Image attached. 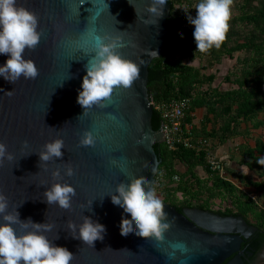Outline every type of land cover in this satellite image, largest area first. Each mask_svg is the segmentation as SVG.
<instances>
[{"label":"water","instance_id":"95a60500","mask_svg":"<svg viewBox=\"0 0 264 264\" xmlns=\"http://www.w3.org/2000/svg\"><path fill=\"white\" fill-rule=\"evenodd\" d=\"M17 3L37 14L38 31L43 36L34 51L24 53V58L32 59L39 69L35 80L21 77L11 83L0 76V142L15 157L0 165V192L8 198L9 211L18 207L21 221L30 218L34 223L53 224L52 231L45 234L54 245L74 255L71 264H221L237 251L242 238L232 233L234 227L249 225L240 215L221 216L199 207H186L180 212L163 201L172 226L165 239L157 242L134 233L122 236L121 219L131 216L113 205L109 196L115 193L118 183H129L132 177L143 175L155 182L156 175L149 168L154 163L159 167L161 159L154 144L160 143L164 135L162 129L154 130L151 124L148 66L165 53L172 41L168 27L170 3L163 6L162 17L146 11L150 0ZM92 30L100 35L121 36L125 47L119 52L123 58L138 64L143 60L144 64L140 65V80L131 88L116 89L111 101L105 102L108 107H94L85 116L77 97L86 75L85 65L94 53L78 51V45L87 41L86 47L92 46ZM151 51L158 56L148 55ZM8 58L0 54V66ZM10 91L11 96L5 94ZM85 130L97 137L95 147L78 146ZM57 138L65 144L62 158L47 162V170L45 166L40 168L38 152L46 142ZM24 141L28 147L22 151ZM66 163L74 170L71 177L64 175ZM57 167L62 180L52 178ZM57 182L68 183L76 190L70 211L48 205L43 196ZM90 201L91 209L81 208ZM83 216L106 228L103 240H96L92 247L72 238L67 228L69 220L79 225ZM176 244L184 248L173 247ZM237 260L227 264H237Z\"/></svg>","mask_w":264,"mask_h":264},{"label":"clouds","instance_id":"9594fccd","mask_svg":"<svg viewBox=\"0 0 264 264\" xmlns=\"http://www.w3.org/2000/svg\"><path fill=\"white\" fill-rule=\"evenodd\" d=\"M166 3L167 0H150L146 11L155 17H162L163 6ZM233 3L234 0H199L195 5L196 16L195 18L189 16L188 20L195 28L193 37L197 52L203 54L208 53L213 47L221 48L227 39ZM38 27L39 17L35 12L18 5L17 0H0V54L9 57L4 65L0 66V76L6 81L16 83L21 77L25 80H35L38 77L39 69L35 62L24 58L26 50L34 51L41 42L43 32L38 31ZM91 35L94 43L90 48L86 47L87 41L78 45V51L83 50L85 54L94 53L85 65L86 75L83 77L82 90L77 97V103L84 110L82 115L85 116L94 107H108L105 102L111 101L116 89L131 88L140 80V65L144 64L143 60L138 64L123 58L119 52V49L125 47L121 36L107 33L100 35L95 30H92ZM148 55L158 56L156 51L148 52ZM12 92L5 94L11 96ZM109 116L114 119L111 114ZM96 143L97 137L93 132L85 130L78 146L95 147ZM27 147L28 142L24 141L21 150ZM63 148L65 144L61 138L46 142L38 152L41 161L39 167L45 166L47 170V162L62 158ZM14 159V155L7 151L6 144L0 142V165L5 160L11 162ZM256 163L264 166V157L258 158ZM65 165L64 175L73 176V168L67 163ZM149 169L155 176L158 164H152ZM51 175L53 180L63 179L59 167L53 170ZM173 180L178 182L179 177L174 176ZM154 184V181L140 175L132 177L129 183H118L115 193L109 195L113 205L121 207L124 213L131 216V219L123 217L121 219L119 227L122 236L134 233L138 237L154 239L157 242L165 239V233L171 228L172 222L168 219L165 205L158 197ZM75 195L76 190L73 186L60 182L53 183L43 193L48 205L55 204L67 211L71 210L72 198ZM92 202H88L87 206L81 205V208L91 209ZM17 208L9 211L8 198L0 192V220L3 221L0 222V264H71L74 255L67 248L54 245L45 234L51 232L54 225L34 223L30 218L21 221ZM67 228L72 238L81 240L90 247L96 240H103L106 233L103 224L93 221L88 216H83L79 225L69 220ZM58 238L57 236L56 239ZM173 247L184 248L181 244Z\"/></svg>","mask_w":264,"mask_h":264},{"label":"trees","instance_id":"16d2710c","mask_svg":"<svg viewBox=\"0 0 264 264\" xmlns=\"http://www.w3.org/2000/svg\"><path fill=\"white\" fill-rule=\"evenodd\" d=\"M170 3V17L168 19V27L173 34L171 43L168 45L165 53L159 57L154 58L148 66V83L150 97L155 101L170 100L173 98H186L188 99V107L186 111V119L191 123L192 118L195 116L198 108H205L203 114L202 129H205L210 119L208 114L215 111L216 108H221L222 111L229 113V120L222 124L217 130L214 126L210 127L207 133L217 135V143L215 146L224 144L229 137H232L238 125L243 121L253 119L256 113L260 110H264V89L262 88V73L256 80V84L249 86L245 83H240L238 86L230 89H219L218 87L204 88V83H210L214 80L215 75L210 73L206 75L200 69V67L192 65L187 62H183L180 57L175 56V52L179 49L182 51L181 57H188L193 60L197 57H206L211 62V65L219 62L220 58L225 55H231L235 51H240L250 46L249 43L241 42L236 43L234 46H228L227 40L223 43L220 49L213 47L208 53H199L196 49V43L193 37L195 30L193 25L186 24L187 13L183 11L175 12L177 7L175 4H179L182 0H167ZM237 19L245 24L255 25L264 33V4L254 11H244L238 15ZM256 55L253 57L254 66L257 61L264 63V43L254 45ZM260 57H257V54ZM256 72H259L256 69ZM151 124L154 130L159 129L160 117L158 112L153 109ZM207 136V135H203ZM209 137V136H207ZM214 147V145H213ZM247 154H253L256 147H246ZM154 149L158 154L161 162L158 167V173L164 169L166 172L165 179L162 184L163 201H170L169 198L174 197L179 199L187 198L186 205H174L178 211H182L184 207H199L201 209L210 210L204 205H191L190 195L193 191L196 183L198 182L194 169L197 166L206 168L207 171L212 172L206 160L205 151H197L195 149L187 148L183 145H178L174 149H170L163 143L154 144ZM257 152H262L260 147L257 148ZM177 163L186 165L184 171H179L175 168ZM241 163L249 166L248 159H244ZM177 174L179 181H174L172 176ZM220 179V181L226 186L230 187V181L226 179ZM173 199V198H171ZM169 203V202H167ZM212 211V210H211ZM217 213L222 215H241L238 212L232 211L230 208L224 210H216ZM246 219V218H245ZM246 221L250 223L247 219ZM253 225V224H251ZM255 226V225H253ZM257 234L261 240L260 245L264 243V229L257 226ZM259 245V246H260Z\"/></svg>","mask_w":264,"mask_h":264},{"label":"rangeland","instance_id":"374dc122","mask_svg":"<svg viewBox=\"0 0 264 264\" xmlns=\"http://www.w3.org/2000/svg\"><path fill=\"white\" fill-rule=\"evenodd\" d=\"M199 0H182L181 3L175 4L177 10L187 13L186 24L189 23L188 17L195 18V5ZM264 4V0H234L232 5V18L229 22L230 27L227 33L228 46H234L236 43L246 42L250 46L240 51H235L231 55L222 56L214 65H211L210 60L206 57H197L193 60L188 57H181L182 51L175 52L176 57H180L183 62L200 67L201 71L206 75L213 73L215 78L210 83H204L202 87L219 89H230L245 83L249 86L256 84V80L262 73V88L264 89V63L257 61L254 66L253 57L256 55L254 45L264 43V33L258 27L252 24L240 22L237 17L244 11H254ZM194 26V25H193ZM260 57V54H257ZM256 69L259 72H256ZM205 108H198L195 116L191 120L193 132L197 136L207 135L213 141V154L223 161L228 172V181L230 187H226L218 178H221L216 172H209L202 166H197L194 171L198 182L196 183L190 195L191 205H204L212 211L224 210L230 208L232 211L243 215L250 224H253L261 229H264V166L256 163L260 157H264V110L256 113L253 119L241 122L235 134L229 137L228 140L220 145L217 143V135L207 133L210 127L214 126L217 130L227 120L229 113L216 108L215 111L208 114L210 121L205 123V129H202V117L205 113ZM203 122V121H202ZM255 147L262 149V152H257V148L253 154L246 153V148ZM244 159H248L250 165L247 166L241 163ZM175 168L179 171H184L186 165L177 163ZM222 179V178H221ZM163 188L157 189L158 197L163 201ZM173 198V199H171ZM170 204L186 205L187 198L175 199L171 196ZM256 264H264V253L261 260Z\"/></svg>","mask_w":264,"mask_h":264},{"label":"built area","instance_id":"2783aa9c","mask_svg":"<svg viewBox=\"0 0 264 264\" xmlns=\"http://www.w3.org/2000/svg\"><path fill=\"white\" fill-rule=\"evenodd\" d=\"M150 103L160 117L159 129H162L164 139L161 143L170 149H174L178 145L197 151L206 152V160L209 169L216 172L221 178L229 180L228 172L225 164L213 154V141L207 136H197L193 132V125L186 119V111L188 107V99L173 98L170 100L155 101L150 97ZM158 173V171H157ZM166 172L162 169L156 174V189L162 188ZM174 176H178L174 174ZM179 177V176H178ZM176 181V180H174Z\"/></svg>","mask_w":264,"mask_h":264},{"label":"flooded vegetation","instance_id":"af4514ba","mask_svg":"<svg viewBox=\"0 0 264 264\" xmlns=\"http://www.w3.org/2000/svg\"><path fill=\"white\" fill-rule=\"evenodd\" d=\"M220 215L229 216V215H222V214ZM257 232H258L257 229L255 230L252 229V227L250 226V223L248 227L246 228H241L239 225H235L234 232L232 233L239 234L242 238L239 248L237 251H235L233 254L227 257L221 264H227L230 261H234V259L236 258H238L237 264H256L258 260H261V258L263 257V253H264V243L260 245L261 240Z\"/></svg>","mask_w":264,"mask_h":264}]
</instances>
